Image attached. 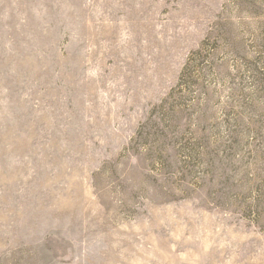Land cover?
I'll list each match as a JSON object with an SVG mask.
<instances>
[{
    "label": "rangeland",
    "instance_id": "obj_1",
    "mask_svg": "<svg viewBox=\"0 0 264 264\" xmlns=\"http://www.w3.org/2000/svg\"><path fill=\"white\" fill-rule=\"evenodd\" d=\"M0 264H264V0H0Z\"/></svg>",
    "mask_w": 264,
    "mask_h": 264
}]
</instances>
